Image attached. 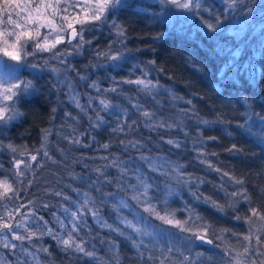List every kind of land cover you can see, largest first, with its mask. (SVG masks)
<instances>
[{
	"label": "trees",
	"instance_id": "trees-1",
	"mask_svg": "<svg viewBox=\"0 0 264 264\" xmlns=\"http://www.w3.org/2000/svg\"><path fill=\"white\" fill-rule=\"evenodd\" d=\"M201 3L206 10L193 15L171 6L165 8L159 0H125L107 24L85 25L92 29L84 33L91 44H85L79 54L67 56L66 64L48 59L47 67H25L20 71L21 79L31 80L35 90L18 102L21 115L17 119L0 124V179L10 176L13 169L14 154L7 145L16 146L18 152L26 146L35 154V149L45 143L42 130H49L46 150L51 159L40 153L38 179L28 192L22 193L23 202H35L31 210L36 215L29 218V229L40 235L51 228L67 238L71 213L83 205L85 193L95 202L88 207L98 210L99 222L85 209L79 236L86 248L94 251L92 258L66 253L62 245L44 234L24 245L12 241L17 244L15 253L0 244L2 264H158L148 261L147 256H160L162 251L177 261L183 259V253L195 264H227L225 245L238 246L249 232V224L245 223L249 206L264 211V124L256 120L251 134L236 127L238 122L243 123L246 113L264 115V0H239L234 9H229L223 0ZM113 20L126 29L125 37L116 35L111 27ZM217 20L216 32H210L202 23L215 24ZM109 45L113 53L123 54L114 68V62L96 55L98 50L107 51ZM57 48L71 46L65 43ZM50 55L40 53L30 60L42 64L40 57ZM137 78L150 80L158 87L149 95L137 85L114 84ZM93 83L101 91L91 87ZM113 86L117 92L107 91ZM73 97L84 111L76 107ZM100 99L107 100L111 107L100 111L104 121L93 127L96 111L102 108ZM143 111L153 113L152 120H146ZM161 123L165 127H159ZM121 126L123 131H114ZM73 138H79L82 144L70 143ZM169 139L180 147L168 144ZM129 141L138 142L137 147L129 145L125 151ZM104 144H109L107 150ZM233 144L242 151L228 152ZM105 156L107 161L101 159ZM112 160L117 161L118 168L103 167ZM208 163L220 172L209 168ZM97 169L105 175L99 176ZM224 172L242 179L243 185L235 184ZM145 184L151 186V202L161 215L174 213L175 219L187 220L185 227L193 231L207 224V238L213 244L189 238L190 233L163 224L144 212L143 206L138 207L131 199L133 186L142 189ZM245 190L250 204L241 196L231 195ZM55 191H62L69 199L53 195ZM121 199L130 207H119ZM211 201L223 205L224 212L213 207ZM236 216L241 219L236 220ZM122 217L155 230L154 237L143 238L148 245L147 249L140 246L143 262L133 247V240L139 244L141 238L124 227ZM59 220L66 228H60ZM253 221L255 231L262 222L256 218ZM104 223L119 227L124 235L102 226ZM223 229L229 231L225 233ZM169 247L173 249L171 253H167ZM40 248L49 251H37ZM23 249L35 255H26Z\"/></svg>",
	"mask_w": 264,
	"mask_h": 264
},
{
	"label": "snow or ice",
	"instance_id": "snow-or-ice-1",
	"mask_svg": "<svg viewBox=\"0 0 264 264\" xmlns=\"http://www.w3.org/2000/svg\"><path fill=\"white\" fill-rule=\"evenodd\" d=\"M159 3L165 8L171 6L177 10H182L193 15H199L202 11L206 10L203 8L201 0H159ZM229 9H234L239 0H225ZM125 4V0H0V124L7 125L13 120L17 119L21 113L17 107L18 102L22 97L30 94L35 90L31 80L21 79L19 73L25 67H31L38 69L47 67L48 59H55L60 64L67 63V56L73 55L75 52L79 54L84 48L85 44H91V40H85V31L92 29H86L85 25H92L94 27H100L107 24L109 17L114 14V10ZM15 17V18H14ZM206 28L210 32H216L219 25V20L215 24L202 21ZM79 25V28H77ZM111 27L115 30L118 37L126 36V29L113 20ZM42 29L45 31L42 33ZM76 41V43H73ZM123 43V41H120ZM67 43L71 46L68 49H58L57 46ZM40 53H50L49 58L40 57L43 63L33 62L30 58H37ZM98 59H106L114 62L112 67L118 66L117 63L123 58V54L120 51L112 52V46L109 45L107 51H97ZM155 64V61H150ZM103 66V65H98ZM52 71H57L53 68ZM256 69H252V76L255 78ZM146 75V74H145ZM264 78V74H262ZM80 79H87L86 76H81ZM125 83L139 86L141 90H145L147 94L151 95L152 92L157 89L158 84L153 83L150 80L143 78L137 79H125L121 81H115L114 84ZM91 87L95 88L97 92L101 91L100 88L93 83ZM107 91L113 93L117 92V87L113 86ZM76 102V107L84 111L79 100L73 97ZM191 104V101H188ZM99 104L102 106L100 110L96 111L95 121L93 127H99L103 121V116L100 115L101 110H107L111 107L109 102L105 99H100ZM91 106V98L89 101ZM134 107H137L134 105ZM55 111V109L53 110ZM70 115V114H69ZM142 115L146 120H152L153 113L143 111ZM246 118L243 123H237L236 127L242 131L251 134V129L255 126V121L259 120L261 124H264V115L260 113H246ZM92 120V117H89ZM204 123H208L204 121ZM131 127V125H128ZM159 127H165L163 123ZM44 141L41 148L35 149V154L24 146V150L18 152L16 146L8 144L7 148L14 154L13 155V169L10 176H4L0 179V208H3V212H0V244L5 249H9L15 253L17 244L12 241H19L20 245H24L25 241H32L33 237L41 239L44 234L51 236L58 244L63 246V250L66 253L79 254L83 257L92 258L95 256L94 251H90L86 248V242L79 236V231L82 226V218L85 215V209L87 213H90L94 219L99 222V212L95 208H89V203H95L90 201L85 193V199L83 205L76 211L71 213V228L67 231V238H62L58 234L54 233L53 229L47 228L46 233L37 235L29 229L28 221L30 217L36 215L31 207L34 205V201L27 200L22 201V193L28 192L35 180L38 179L36 173L37 170L42 167L41 163H38V156L43 152V156L51 159L48 151L46 150L47 137L50 134L49 130H42ZM114 131H123V126L114 129ZM231 135V133H229ZM209 139H215L210 137ZM264 141V137L261 138ZM70 143L81 145L82 142L79 138H73L69 140ZM123 144L124 142L121 141ZM168 144L175 147H180V144L176 141L169 139ZM138 142L129 141V144L124 145L126 151L130 145L133 148L137 147ZM87 147L88 145H82ZM103 148L107 150L109 144H104ZM230 153L241 152L242 149L236 144H233L231 148L227 149ZM19 155L21 158L17 159ZM199 155H204L200 153ZM215 155V153H212ZM24 157H27L24 159ZM147 160V157H141ZM101 159L108 160V157H101ZM55 162V161H53ZM35 163V168L33 164ZM201 163H205L201 160ZM103 167H119L116 160H112L110 163ZM209 168H213L211 163H208ZM2 169V165H0ZM213 170L220 172L219 168H213ZM99 176H104L105 173L97 169ZM224 176H229V173L224 172ZM230 180H233L235 184L243 185L242 179H236L229 176ZM105 182L111 183L106 180ZM150 185H143L142 189L138 186H133V195L131 199L136 202L137 206H143V211L148 213L150 216H154L157 220L163 224L170 225L178 228L181 232L190 233V237H195L196 240L204 242L206 244H213L211 239L207 238V230L209 226L207 224L202 225L199 231H193L192 228L185 227L188 224L187 220L181 221L175 219L174 213H165L161 215V212L156 206L152 204V197L149 196ZM75 191V189H74ZM97 191H100L98 188ZM264 191V190H262ZM55 196L63 197L68 200L69 197L64 195L62 191H55L52 193ZM113 197L116 193H109ZM233 197L241 196L245 202L250 204L251 198L245 191H236L231 193ZM199 199V197H197ZM206 200L208 198H205ZM21 201L20 203H16ZM166 203V201H165ZM213 207L218 211L224 212V206L217 204L215 201H211ZM11 205V207H10ZM43 207L47 208L48 205L44 204ZM119 207L128 208L129 204L125 203L122 199L119 201ZM23 209H29L28 211H22ZM68 210L65 209V212ZM248 215L245 218V223L249 224V232L247 235L242 237V241L238 246L226 244L223 251L224 255L228 257L227 264H264V211H261L257 207L249 206ZM20 219L17 220L16 217ZM253 218L262 222L261 227L253 230ZM43 220L42 217H40ZM135 219V217H134ZM143 220V217H140ZM199 219V217H198ZM236 220H240V216L235 217ZM47 221H44V225L47 226ZM121 223L126 229H130L132 233L140 237L139 244L133 240V247L136 248L139 254L141 262L144 260V253L140 252V246L143 245L145 249L148 245L144 242V237H154V232L149 231L150 226L145 225L144 227L138 226L137 223H133L132 220H128L126 217L121 218ZM59 226L61 229L66 228L63 220H59ZM104 227H108L111 231L116 232L118 235H124V232L119 228H113L111 225L106 223L102 224ZM223 232H228V229H223ZM235 235V233H233ZM131 239V236L128 237ZM224 239L223 236L219 237ZM254 241V243H253ZM246 242V243H244ZM219 247V245H217ZM26 255L34 256V253L27 252V249H23ZM37 251H43L48 253V248H40ZM173 249L169 247L167 253H171ZM182 260H173L168 254L163 251L160 256H154L149 254L147 256L148 261H158V264H195L194 260H191L189 256H184ZM202 255V254H198ZM2 264V262H0Z\"/></svg>",
	"mask_w": 264,
	"mask_h": 264
},
{
	"label": "rangeland",
	"instance_id": "rangeland-1",
	"mask_svg": "<svg viewBox=\"0 0 264 264\" xmlns=\"http://www.w3.org/2000/svg\"><path fill=\"white\" fill-rule=\"evenodd\" d=\"M223 1H225V0H223ZM248 9H249V8H248ZM181 11H182V10H181ZM248 11H250V10H248ZM183 12H185V11H183ZM185 13H187V12H185ZM41 31H42V30H41ZM43 32H44V31H43ZM31 69H33V68H31ZM31 69H30V71H32ZM33 70H34V69H33Z\"/></svg>",
	"mask_w": 264,
	"mask_h": 264
}]
</instances>
